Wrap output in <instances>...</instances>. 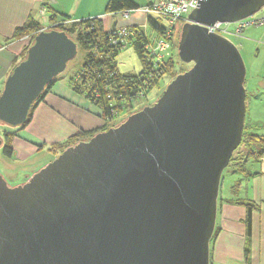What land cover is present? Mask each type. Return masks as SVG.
<instances>
[{
	"label": "water",
	"instance_id": "1",
	"mask_svg": "<svg viewBox=\"0 0 264 264\" xmlns=\"http://www.w3.org/2000/svg\"><path fill=\"white\" fill-rule=\"evenodd\" d=\"M264 0H198L178 55L193 66L151 106L59 154L24 184L0 174V264H210L222 175L245 128L246 68L209 27ZM78 54L65 32L39 33L0 95L17 128Z\"/></svg>",
	"mask_w": 264,
	"mask_h": 264
},
{
	"label": "trees",
	"instance_id": "2",
	"mask_svg": "<svg viewBox=\"0 0 264 264\" xmlns=\"http://www.w3.org/2000/svg\"><path fill=\"white\" fill-rule=\"evenodd\" d=\"M150 2L151 0H148L144 6ZM139 7L142 6L137 5L133 0H109L105 9V14L137 9ZM61 19L71 20L70 18ZM57 20L58 19L55 15L51 17V22H55ZM42 28L43 27L38 22L30 20L23 27L15 31L13 35L14 40L19 41L24 38H29V41L24 46L20 59L14 61L13 68L26 59L29 48ZM149 28L153 33L158 31L162 32L165 29L161 21L154 18L149 19ZM58 30L65 32L72 40H74L78 45V50L81 49L84 51L82 67L70 79L69 86L75 93L84 97L100 110L101 117L104 120L105 125L100 131L89 133L82 132L69 139L67 142L56 144L57 146L54 145L50 148V150L62 153L67 148L74 146L81 141L90 140L97 133L109 130L114 127L112 124L115 119H120L125 114L131 115L142 110L141 108L137 111L135 110L136 100L148 101L152 92L155 90L161 92L163 88L162 82L165 78L172 76L171 81L176 78L174 75L176 67L174 52L172 57L165 59L163 62H156L154 58H151L149 62H146L147 60H145V55L143 53V43L145 41L143 32L139 35L140 37H143V40L139 37L136 39V42L129 45L134 47L136 50L142 64V70L138 74L123 75L120 73L117 63V58L123 49L112 45V37H110L107 31H105L104 23L101 19L93 18L92 20H83L79 23L61 26ZM178 33L179 34H175L174 43V50L177 54L181 28ZM61 76L62 74L58 76L39 97L31 109L28 120L23 126L30 121L36 106L44 101L46 94L51 91V88ZM162 93L159 94L158 98L161 97ZM142 94L144 95L143 97ZM154 103H148V106L153 105ZM253 128H255V126H249L245 121L242 142L234 152L229 166L225 169L232 174H240L245 177L257 175L251 173V171L247 168V164L250 160L260 162L264 159V136L254 133L252 131ZM3 138V154L6 158H13L14 150L12 148V143L14 136L9 133H5ZM241 187V181L237 182V184L231 188L236 197H224L222 195L221 180L218 198V212L224 206H244L247 212L245 219L247 237L251 238L253 216L256 212L261 211V204L247 198H239L238 192ZM220 231L221 229L216 225L210 243V252L212 242L219 235ZM244 251L246 264H251L250 248L248 244L246 245Z\"/></svg>",
	"mask_w": 264,
	"mask_h": 264
},
{
	"label": "crops",
	"instance_id": "3",
	"mask_svg": "<svg viewBox=\"0 0 264 264\" xmlns=\"http://www.w3.org/2000/svg\"><path fill=\"white\" fill-rule=\"evenodd\" d=\"M108 1L0 0V91L3 90L10 76L14 61L20 59L24 48L25 42L13 39L17 29L30 20L38 22L42 27L47 26L51 22V17L55 15L57 19L70 18L74 21L102 18L104 28L107 30L105 9ZM137 21L132 19L129 23L133 24ZM259 124L260 127L264 126V121H259ZM104 125L100 110L75 93L68 84L59 80L46 94L44 101L36 106L30 121L25 126L11 128L0 123L2 142L0 145L4 144L5 133L14 136L12 143L14 157L4 156L11 161V167L6 166L4 170L8 175L16 178L21 174L28 178L29 174L37 170L36 167L40 163L39 157L45 152L48 153V149L53 145L67 142L82 132L100 131ZM251 126L254 124L251 123ZM27 163L32 164L25 169ZM255 174L257 175H252L255 177L254 186L248 195L250 200L261 204V211L253 216L250 258L251 264H264V159L260 161L259 173ZM226 210L232 209L227 206ZM210 257L212 261V252Z\"/></svg>",
	"mask_w": 264,
	"mask_h": 264
},
{
	"label": "rangeland",
	"instance_id": "4",
	"mask_svg": "<svg viewBox=\"0 0 264 264\" xmlns=\"http://www.w3.org/2000/svg\"><path fill=\"white\" fill-rule=\"evenodd\" d=\"M133 1L139 6H144V4L148 0ZM105 22L107 28H109L111 24L108 16H106ZM234 29L235 26L231 25L228 28L229 33L224 35L236 46L245 63V88L247 95L246 122L249 126L251 125V123L254 124L255 128H253L252 130L254 133L264 136V126H258L260 125L259 121H264V28L258 26H250L244 29L240 36H236L233 34ZM179 30L180 28H178L177 34H179ZM146 31L149 35H155V33H153L150 28H147ZM23 44L24 46L26 45V43ZM174 54L176 63V67L174 70L175 76L182 74L183 71L186 72L193 66L192 64H184L180 60L179 55L175 50ZM83 60L84 51L79 49L77 57L69 63L67 69L62 74L59 80L65 82L69 86L70 79L80 70ZM117 63L119 71L123 75L138 74L142 70V64L139 56L132 46H129L120 52L117 58ZM171 79L172 76L165 78V80L162 82L163 88L161 92L158 90L152 92L148 99L149 102L146 100H136L135 110L137 111L140 108L143 109L148 105V103L156 102L158 100L159 94L166 89ZM2 92L3 90L0 91V94H2ZM129 116V114H125L120 119H115L112 126L118 127ZM0 143H2L1 140ZM3 147L4 144L0 145V174L3 176L10 187H16L24 184L36 172L54 161L57 155L61 154L57 151L48 149V153L45 152L43 153V156L39 157V161L42 164L39 163V166L36 167L37 170L33 174H29L28 178H25L22 174L18 175L16 178L15 176L8 175L4 170L6 166L11 167V161L4 157V154L2 152ZM49 153H51L52 155H49ZM45 160L47 162H44ZM31 164L32 163H27L25 169L29 168ZM247 168L253 174L259 173L260 162L250 160L247 164ZM14 170L16 169L14 168ZM254 178V176L245 177L244 175L240 174H232L228 170H225L222 175V195L229 198L236 197V195L233 194L231 188L236 185L237 182L241 181L242 187L238 192V197L241 199H250L248 193H250L251 188H253L254 186ZM226 208L227 206L225 208H221V210L218 212L216 222L221 231L211 245L213 258L211 264H246L244 250L247 244L249 248L252 244V239L247 237L245 224L247 213L246 209L244 206L239 205L231 207L232 210H226Z\"/></svg>",
	"mask_w": 264,
	"mask_h": 264
},
{
	"label": "built area",
	"instance_id": "5",
	"mask_svg": "<svg viewBox=\"0 0 264 264\" xmlns=\"http://www.w3.org/2000/svg\"><path fill=\"white\" fill-rule=\"evenodd\" d=\"M197 3L198 0H155L137 9L105 14V17H109L111 24L105 31L112 37V45L121 49H125L133 42H136V39L140 37V33L143 32L145 37L143 53L145 60H147L146 62H149L151 58H154L156 62H163L165 59L172 57L175 34L178 28H181L188 21L189 15L197 8ZM139 18L142 21H139ZM150 18L161 21L165 29L162 32H154L155 35H149L146 29L149 28ZM92 19L88 18L86 20ZM99 19L102 20V18ZM132 19L138 21L130 24L129 22ZM80 21L83 20L58 19L55 22H50L47 26H43L39 33L58 30L61 26L79 23ZM231 25L235 26L233 34L236 36H240L244 29L250 26L264 28V9L244 21L234 24L217 23L213 27H209V30L227 38L224 34L229 33L228 28ZM140 38L143 40V37ZM21 41L27 43L29 38H24Z\"/></svg>",
	"mask_w": 264,
	"mask_h": 264
},
{
	"label": "flooded vegetation",
	"instance_id": "6",
	"mask_svg": "<svg viewBox=\"0 0 264 264\" xmlns=\"http://www.w3.org/2000/svg\"><path fill=\"white\" fill-rule=\"evenodd\" d=\"M148 106V105H147ZM149 106H151V105H149Z\"/></svg>",
	"mask_w": 264,
	"mask_h": 264
}]
</instances>
